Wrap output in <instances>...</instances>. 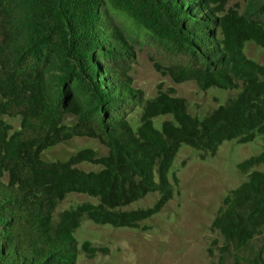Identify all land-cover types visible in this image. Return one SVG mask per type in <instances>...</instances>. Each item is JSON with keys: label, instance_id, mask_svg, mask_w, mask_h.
I'll return each mask as SVG.
<instances>
[{"label": "trees", "instance_id": "obj_1", "mask_svg": "<svg viewBox=\"0 0 264 264\" xmlns=\"http://www.w3.org/2000/svg\"><path fill=\"white\" fill-rule=\"evenodd\" d=\"M0 0V264H77L108 247L74 231L97 224L148 229L143 223L173 197L169 170L181 144L214 154L225 140L264 138V64L244 45L264 48V0ZM144 35L174 82L238 90L198 118L176 88L146 97L129 73L132 35ZM168 117L155 126L154 119ZM8 118H17L15 127ZM75 137L107 148H80L67 159L42 153ZM90 163L94 169L78 166ZM263 150L238 163L248 172ZM159 192L150 207L126 208ZM69 193L97 198L56 212ZM264 227V169L229 191L210 228L223 237L210 264L240 262ZM209 252L211 249L209 248ZM248 264H264L261 252Z\"/></svg>", "mask_w": 264, "mask_h": 264}, {"label": "rangeland", "instance_id": "obj_2", "mask_svg": "<svg viewBox=\"0 0 264 264\" xmlns=\"http://www.w3.org/2000/svg\"><path fill=\"white\" fill-rule=\"evenodd\" d=\"M235 3L243 5L244 0H230L229 5ZM132 42L135 46V60L131 63L129 73L134 86L142 89L146 97L154 96L159 85L162 89L173 86L176 94L186 99L187 110L202 118L238 91L216 86L201 90L191 80L176 83L155 68V61L161 59V56L150 39H145L140 32L139 35H132ZM244 52L264 64V48L261 46L247 41ZM167 117L157 116L154 119L155 126L160 127L161 121ZM8 121L18 126L17 118H8ZM263 146L264 138L260 134L245 143L235 139L225 140L214 154L201 158L199 150L181 144L169 170L171 181L173 174L178 178L173 197L159 212L143 222L149 228L114 227L110 224H97L83 217L74 231L79 246L88 240L94 246L108 247L109 251L93 257L80 252L77 264H210L216 261L223 237L210 228L211 221L224 196L247 180L250 170L264 169V163L248 172H241L237 166L250 156L260 153ZM86 147L95 149L99 155L107 152V148L95 138L75 137L46 149L42 157L46 160H64ZM78 166L95 168L87 162ZM158 196L159 192L148 193L126 208L150 207ZM86 201L96 202L97 198L83 193H69L58 203L56 212ZM258 252L264 258V227L251 240L248 248L239 252L238 264H248V258ZM233 261V255L227 256V264H233Z\"/></svg>", "mask_w": 264, "mask_h": 264}]
</instances>
